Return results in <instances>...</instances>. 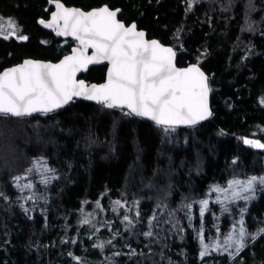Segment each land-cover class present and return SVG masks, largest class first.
<instances>
[{
  "label": "trees",
  "instance_id": "16d2710c",
  "mask_svg": "<svg viewBox=\"0 0 264 264\" xmlns=\"http://www.w3.org/2000/svg\"><path fill=\"white\" fill-rule=\"evenodd\" d=\"M62 2L83 9L119 7L125 24L135 22L149 38L172 45L179 66L200 64L209 78L212 115L165 132L121 108L74 99L51 113L0 126V133L7 129L10 135L0 142V264H80L73 256L84 264H264V186L248 201L227 204V213L218 203L205 213L207 241L216 226L224 234L246 209L244 225L253 235L234 258L215 251L200 258L195 203L210 186L225 185L237 173L264 174V149L243 142L264 143V0H198L191 10L187 0ZM52 10L49 0H0V16L14 18L28 37L0 38V70L26 57L56 61L71 51L75 39L58 38L39 24ZM105 73V64L96 65L82 77L101 82ZM41 157L58 164L50 163L57 178L34 187V199H22L13 178ZM116 200L133 206L132 225L125 227L123 209L114 210ZM183 203L193 204L191 221L176 212L184 231L168 229L171 223L163 228L170 207ZM165 204L163 213L153 212ZM153 215V236H144ZM85 217L90 224L80 223Z\"/></svg>",
  "mask_w": 264,
  "mask_h": 264
},
{
  "label": "snow or ice",
  "instance_id": "6c2138e0",
  "mask_svg": "<svg viewBox=\"0 0 264 264\" xmlns=\"http://www.w3.org/2000/svg\"><path fill=\"white\" fill-rule=\"evenodd\" d=\"M194 2L198 0H187L188 10H191ZM49 3L54 5L55 11L51 12L48 21L41 19L39 23L54 29L58 36H71L78 42V46L58 63L25 59L18 65L0 71V116L48 114L67 105L74 97L96 101L107 108H126V115L146 117L157 126H163L165 132L174 130L176 125H195L212 115L208 107V94L211 90L208 85L209 78L201 71L198 63L178 68L173 48L163 46L155 39H146L145 32L138 30L135 23L127 25L118 19L120 9L112 10L103 5L84 11L67 7L62 0H49ZM12 37L20 41L28 39L19 30L14 18L5 20L0 16V38L8 40ZM105 61L109 65L105 83L89 85L84 80L77 79L78 72L86 71L89 65ZM261 103H264V99ZM243 142L264 149V143L260 140L244 138ZM235 163L234 160L233 164ZM34 171L41 174L42 184H49L57 178L55 175H47L54 173L55 169L50 168L47 160L41 157L33 161V167L26 170L24 177L13 178L20 192L34 188L31 180L20 183ZM258 185L264 186V175L248 176L246 179L234 177L227 181V187L214 184L210 186L209 192L216 193L213 203H219L222 211L227 213L228 201L235 203L237 200L252 199ZM22 199L32 200L34 195ZM113 203L119 208L124 207L120 200ZM134 203L139 204V201ZM195 203L199 204L201 221L197 232L200 258L210 255V250L220 254L227 253L229 258H234L245 247L244 237L248 235L243 221V212L246 209H241V219L233 224V230L223 237L222 242L219 226H216L217 238H208L206 242L204 217L210 211V201L205 198ZM100 206V201H97V207ZM21 207L24 205L21 204ZM167 207L166 204L163 207L157 205L160 211ZM192 207V203H183L169 212L170 218L165 223H171L174 231H184L176 218V212L184 211L191 221ZM123 220L128 225L133 224L128 215H124ZM157 220L156 215L149 218L150 230L144 232V236H153L151 226ZM80 223L90 224L91 221L85 217ZM236 225H239L238 229ZM260 232H264V229ZM252 238L255 239V236ZM105 243L111 244L112 241H101L93 247L103 248ZM233 247L234 253L229 251ZM130 255H135V250H131ZM73 259L84 264L81 257L73 256Z\"/></svg>",
  "mask_w": 264,
  "mask_h": 264
},
{
  "label": "rangeland",
  "instance_id": "374dc122",
  "mask_svg": "<svg viewBox=\"0 0 264 264\" xmlns=\"http://www.w3.org/2000/svg\"><path fill=\"white\" fill-rule=\"evenodd\" d=\"M7 18H5V20H6ZM8 117V116H7ZM6 116H0V122H1V124H0V126H2V127H4L8 122H10L9 120H14V122H22L21 120H23V119H19L20 117H13V118H16V119H9V118H7ZM35 122V121H34ZM36 123V122H35ZM172 129H170V130H168V131H171ZM1 136H2V139L4 140V139H6L7 138V136H8V139H9V134H8V130L7 129H3L2 131H1V133H0V142H1ZM249 139H255V140H259V139H257V138H249ZM263 143V142H262ZM250 146V145H249ZM253 148H255V147H253ZM256 149H261V148H256ZM0 150L2 151V150H5V149H3L1 146H0ZM9 151L11 152L12 151V149H9ZM8 160H9V157H8ZM12 161H16V159L14 158ZM9 162V161H8ZM50 163H52V164H55V165H58L57 163H55L54 161H51V160H49L48 161V166L50 167V168H52L53 169V167L51 166V164ZM19 167H21V165L19 164ZM32 167H33V165H32ZM11 174H13V173H10L9 175H11ZM47 175H49V176H51V175H55L56 177H57V174L54 172V173H48ZM262 175H264V174H262ZM262 175H255V176H262ZM21 177H24L25 176V174H21L20 175ZM251 176H253V175H251ZM235 178H240V179H246L245 177H243L241 174H239V173H237L235 176H234ZM233 177V178H234ZM233 178H231V179H233ZM230 179V180H231ZM29 180H31L32 182H33V184H34V187H40V185H42V183H40V180H41V174L40 173H37V172H32V173H30V174H28V176H27V178H25V179H22L21 181H20V183H27ZM13 184L15 185V182H14V180H13ZM222 187H227V183L225 184V185H221ZM262 186H257L256 187V190H255V192L252 194V197L256 194V192L261 188ZM210 188V187H209ZM209 188H208V190L205 192V194H206V196L204 197V199L206 198V199H209V201H210V203H209V206L213 203V201H215L216 200V193H214V192H209ZM36 189V188H35ZM35 189H25L22 193L23 194H25V196L27 197V196H33L34 195V190ZM145 193H151V190H140V194L142 195V194H145ZM162 193V191L159 193V195ZM166 197V196H165ZM240 201H243V202H245L244 200H237L235 203H232L231 201H228L227 202V204H228V206L229 205H232V204H236V203H238V202H240ZM121 204H123L124 205V207L123 208H119L118 206H116V211H118V210H121V209H123V214L124 215H128L131 219H132V217H133V206L132 205H129L128 203H126V202H123V203H121ZM219 204V203H218ZM220 205V204H219ZM221 206V205H220ZM178 208V206L176 205V206H171L170 207V211H172V210H175V209H177ZM168 209V208H167ZM164 210H166V209H164ZM153 212L154 213H157V214H159V213H163V211H160L158 208H157V205L155 206V209L153 208ZM105 214V213H104ZM123 215V216H124ZM244 218V217H243ZM241 219V218H240ZM240 219H238L237 221H239ZM125 222V227H127L128 226V222H126V221H124ZM235 223V221H233L232 222V224H231V226L229 227L230 229L228 230V231H226L224 234H221L220 233V240H221V242L223 241V237L225 236V235H227L230 231H232L233 230V224ZM170 226V225H169ZM165 227H168V224L167 223H163V228H165ZM236 227H237V229H238V227H239V225H236ZM168 229H173V227H168ZM193 229H194V231H195V226H193ZM247 231V230H246ZM99 232V231H98ZM247 233H248V235H246L245 237H244V243H245V245H246V241H248L249 240V238L253 235V232H248L247 231ZM216 234H217V232L215 231V236H216ZM237 235H238V233H237ZM214 236V237H215ZM213 237V238H214ZM212 238V239H213ZM217 238V236L213 239V240H215ZM207 242V241H206ZM211 251V250H210ZM229 251H231V252H235V248L233 247V248H231V249H229Z\"/></svg>",
  "mask_w": 264,
  "mask_h": 264
},
{
  "label": "water",
  "instance_id": "95a60500",
  "mask_svg": "<svg viewBox=\"0 0 264 264\" xmlns=\"http://www.w3.org/2000/svg\"><path fill=\"white\" fill-rule=\"evenodd\" d=\"M53 5V4H52ZM103 5H107V4H103ZM103 5H101V6H103ZM65 6H67V7H74V8H80L81 10H84V11H88V10H91V9H93V8H97V7H93V8H90V9H83V8H81V7H79V6H73V5H66L65 4ZM108 6V5H107ZM100 7V6H99ZM109 7V6H108ZM110 9H112V10H116V9H120V11H121V8H119V7H117V8H111V7H109ZM52 11H55V7H54V5H53V10ZM51 11V12H52ZM119 14V13H118ZM50 17H51V13L49 14V17L48 18H45V19H43V20H45V21H48L49 19H50ZM118 19H119V16H118ZM41 20V19H40ZM39 20V21H40ZM122 21V20H121ZM132 23H135V22H132ZM132 23H130V24H132ZM42 27H44L45 29H48L49 31H52L53 33H54V35L55 36H57L58 38H67V37H64V36H58L57 34H56V31L54 30V29H52V28H47V27H45L43 24H41V23H39ZM130 24H128V25H130ZM136 24V23H135ZM138 30H141V31H144L145 32V34H146V39H148V40H152V39H155V40H157V41H159L163 46H166V47H172L173 48V50H174V52L176 53V50H175V48L172 46V45H170V44H165V43H163V42H161L159 39H157V38H149L148 36H147V31L145 30V29H138ZM69 38H72L71 36H68ZM74 39V38H73ZM78 46V42L76 41V43H75V45H73L72 47H71V51H72V49L74 48V47H77ZM71 51L70 52H68V53H66V54H64L63 56H61L58 60H56V61H53V60H48V59H41V58H31V57H26V58H23L20 62H17V63H15V64H12V65H9V66H6V67H3L0 71H3L4 69H7V68H9V67H12V66H15V65H18V64H20V63H22L25 59H32V60H37V61H41V62H45V63H58L61 59H63L64 58V56H66V55H69V54H71ZM89 55L91 54V49H89V53H88ZM176 57H177V55H176ZM176 57H175V63H176V66L178 67V68H186V67H188L189 65H191V64H197L196 62H192V63H188L187 65H184V66H179L178 64H177V61H176ZM106 65V73H105V79L103 80V81H101V82H91V81H88V80H86L85 78H83L82 77V75L84 74V73H86L87 71H88V69L90 68V67H92V66H96V65ZM198 66L200 67V69H201V71L202 72H204L205 73V75L208 77V74L205 72V70L200 66V64H198ZM108 67H109V65H108V63L105 61V62H102V63H100V64H92V65H89L88 66V69L86 70V71H81V72H78L77 73V79H82V80H84L87 84H102V83H105L106 82V78H107V71H108ZM208 85H209V81H208ZM210 88V87H209ZM74 99H81V100H85V101H90V102H95V103H97L96 101H91V100H87V99H84L83 97H74L73 98V100ZM70 103V102H69ZM68 103V104H69ZM67 104V105H68ZM66 106V105H65ZM64 107V106H63ZM62 107V108H63ZM208 107H209V109H210V111L212 112V107H211V104H210V92H209V94H208ZM123 110H126V111H128L126 108H124ZM34 114H37V113H34ZM33 114V115H34ZM132 115H135V114H132ZM136 116V115H135ZM139 117V116H138ZM141 118H145V119H148V118H146V117H141ZM148 120H150V119H148ZM152 121V120H151ZM203 121H205V120H203ZM203 121H200V122H203ZM153 122V121H152ZM200 122H198V123H200ZM177 127H184V126H191V125H176Z\"/></svg>",
  "mask_w": 264,
  "mask_h": 264
},
{
  "label": "bare ground",
  "instance_id": "6f19581e",
  "mask_svg": "<svg viewBox=\"0 0 264 264\" xmlns=\"http://www.w3.org/2000/svg\"><path fill=\"white\" fill-rule=\"evenodd\" d=\"M99 7V6H98ZM128 25V24H127ZM139 29V28H138ZM93 103H95V102H93ZM96 104H100V103H96Z\"/></svg>",
  "mask_w": 264,
  "mask_h": 264
},
{
  "label": "flooded vegetation",
  "instance_id": "af4514ba",
  "mask_svg": "<svg viewBox=\"0 0 264 264\" xmlns=\"http://www.w3.org/2000/svg\"><path fill=\"white\" fill-rule=\"evenodd\" d=\"M50 13H51V11H50ZM50 13H49V14H50ZM137 28H138V27H137ZM139 29H140V28H139ZM19 62H20V61H19ZM14 64H15V63H14ZM5 67H6V66H5ZM1 69H2V68H1Z\"/></svg>",
  "mask_w": 264,
  "mask_h": 264
}]
</instances>
